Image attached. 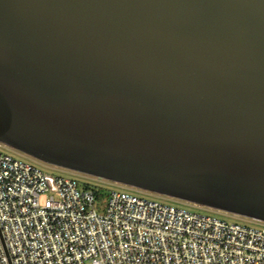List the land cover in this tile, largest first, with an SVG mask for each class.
I'll use <instances>...</instances> for the list:
<instances>
[{"label": "water", "instance_id": "95a60500", "mask_svg": "<svg viewBox=\"0 0 264 264\" xmlns=\"http://www.w3.org/2000/svg\"><path fill=\"white\" fill-rule=\"evenodd\" d=\"M0 144L264 223V0H0Z\"/></svg>", "mask_w": 264, "mask_h": 264}, {"label": "built area", "instance_id": "2783aa9c", "mask_svg": "<svg viewBox=\"0 0 264 264\" xmlns=\"http://www.w3.org/2000/svg\"><path fill=\"white\" fill-rule=\"evenodd\" d=\"M0 264H264V230L91 189L1 151Z\"/></svg>", "mask_w": 264, "mask_h": 264}, {"label": "rangeland", "instance_id": "374dc122", "mask_svg": "<svg viewBox=\"0 0 264 264\" xmlns=\"http://www.w3.org/2000/svg\"><path fill=\"white\" fill-rule=\"evenodd\" d=\"M1 151L3 153L8 154L9 156H11L15 159H19V160L28 162V163L40 168L43 172H45L47 174H50L53 176H61V177L71 178L77 182L79 190H83L86 188L98 189L100 191L101 197L96 201L95 207H94L98 212H101L104 209L105 203L107 200L108 192L110 190H118L121 192L134 194V195L144 197L147 199H153V200H156V201H159L162 203H167V204L173 205L175 207H181V208L187 209V210L194 212V213H198V214H202V215H209V216L215 217L217 219L223 220L227 223H236L239 225L252 227L255 229H259V230H264V223L257 222V221H254V220H251L248 218H243V217L235 216L232 214H227L224 212H220V211H216V210H212V209H208V208H204V207H198V206H195L193 204H189V203L182 202L179 200L166 198L164 196L151 194L148 192H143V191H140V190H137L134 188H130V187H126V186H123L120 184H115V183L104 181V180H98V179L90 177V176H86V175L74 173L71 171H67V170H64L61 168H57L54 166H50V165L38 162V161H36V160L26 156V155H23L20 152H17L11 148H8L6 146H2Z\"/></svg>", "mask_w": 264, "mask_h": 264}, {"label": "trees", "instance_id": "16d2710c", "mask_svg": "<svg viewBox=\"0 0 264 264\" xmlns=\"http://www.w3.org/2000/svg\"><path fill=\"white\" fill-rule=\"evenodd\" d=\"M87 189H91V188H87ZM91 190L95 192L96 199L98 200L101 197L100 191L98 189H93V188Z\"/></svg>", "mask_w": 264, "mask_h": 264}]
</instances>
